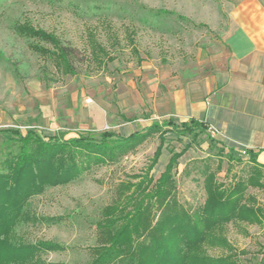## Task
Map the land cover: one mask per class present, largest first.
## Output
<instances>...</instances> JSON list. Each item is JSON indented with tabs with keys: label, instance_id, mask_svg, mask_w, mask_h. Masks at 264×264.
<instances>
[{
	"label": "rangeland",
	"instance_id": "obj_1",
	"mask_svg": "<svg viewBox=\"0 0 264 264\" xmlns=\"http://www.w3.org/2000/svg\"><path fill=\"white\" fill-rule=\"evenodd\" d=\"M230 1L0 0V133L30 130L64 139L102 132L127 136L162 121L153 100L163 94L168 79L206 78L226 68ZM23 24L76 47L86 57L84 63L76 62L77 75L62 74L36 52V45L53 46L19 34ZM212 126L215 138L225 141L220 127ZM9 137L0 134V165L11 150ZM176 137L168 134V149L152 171L155 180L165 169L169 150L180 151L190 141ZM159 143L155 134L116 163L94 167L79 179L33 197L27 210L37 220L18 224L16 241L62 245L63 251L39 254L46 264H89L103 209L116 198L120 182L138 181L133 176L144 173ZM216 145L220 147L201 134L200 142L179 160L178 200L191 211L204 205L205 176L197 170L206 164L215 169ZM222 161L218 178L225 184L233 174L247 176L251 167L245 160L228 169V160ZM186 165L190 175L183 172ZM227 170L231 174L226 175ZM244 203L264 207V188H248ZM224 235L239 264H264V217L254 223L231 222ZM226 253L207 248L208 256Z\"/></svg>",
	"mask_w": 264,
	"mask_h": 264
},
{
	"label": "trees",
	"instance_id": "obj_2",
	"mask_svg": "<svg viewBox=\"0 0 264 264\" xmlns=\"http://www.w3.org/2000/svg\"><path fill=\"white\" fill-rule=\"evenodd\" d=\"M18 31L22 36L51 44L52 49L39 45L33 49L50 59L62 74L77 75L76 62L86 60L76 47L53 33L30 24L19 25ZM2 133H10L11 150L0 165V264H46L39 258L40 253L63 251L64 247L55 242L16 241V226L37 220L27 210L30 200L48 187L79 179L94 167L116 163L155 134L160 143L144 173L133 176L137 182H120L116 198L103 209L97 223L98 245L91 249L89 264H239L237 252L224 235L227 225L245 219L260 222L264 217V207L242 204L248 188H264V165L258 162L257 153L246 149L243 156L241 149L228 147L212 136L206 121L177 123L168 118L128 136L102 132L64 139L30 130L25 134L18 129ZM169 133L178 140L190 141L180 151L169 150L171 156L165 169L155 180L152 171L168 149ZM201 134L220 144L215 146L219 159L215 169L206 164L197 170L205 176L206 198L200 210L191 211L178 200L176 175L179 160L200 142ZM223 158L229 162L228 169L236 162L251 163L248 175L233 174L229 183L220 182ZM189 169L186 165L183 172L190 175ZM228 174L231 170L226 171ZM209 247L222 248L227 253L208 256Z\"/></svg>",
	"mask_w": 264,
	"mask_h": 264
},
{
	"label": "crops",
	"instance_id": "obj_3",
	"mask_svg": "<svg viewBox=\"0 0 264 264\" xmlns=\"http://www.w3.org/2000/svg\"><path fill=\"white\" fill-rule=\"evenodd\" d=\"M228 14L226 68L206 78L168 79L153 110L162 120L217 125L225 145L252 150L264 165V0L230 1Z\"/></svg>",
	"mask_w": 264,
	"mask_h": 264
},
{
	"label": "built area",
	"instance_id": "obj_4",
	"mask_svg": "<svg viewBox=\"0 0 264 264\" xmlns=\"http://www.w3.org/2000/svg\"><path fill=\"white\" fill-rule=\"evenodd\" d=\"M216 132H217L216 128H214V127L211 125V134H212L213 137L216 136ZM245 150H246V148H242V149H241V154H242L243 156L246 155Z\"/></svg>",
	"mask_w": 264,
	"mask_h": 264
}]
</instances>
